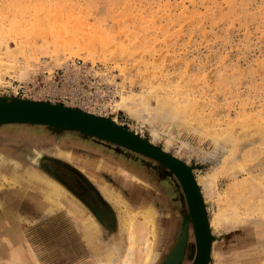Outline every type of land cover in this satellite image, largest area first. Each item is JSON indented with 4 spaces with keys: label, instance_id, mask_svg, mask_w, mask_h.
<instances>
[{
    "label": "rangeland",
    "instance_id": "rangeland-1",
    "mask_svg": "<svg viewBox=\"0 0 264 264\" xmlns=\"http://www.w3.org/2000/svg\"><path fill=\"white\" fill-rule=\"evenodd\" d=\"M0 96L81 107L176 153L200 178L215 263L262 264L264 0H0ZM132 102L138 104V113L129 109ZM49 127L0 124V146L26 164L41 146L47 148L43 160L60 158L53 143L45 142L50 136H77L104 152L108 160H100L104 154L93 147L84 151L99 158L97 164L106 160L133 166L151 180L127 179L122 172L113 175L96 167L102 185L113 190L105 196L118 221L125 214L141 217L144 205L134 191L146 188V181L174 184L179 218L188 213L179 179L160 161L94 135ZM17 173L0 163V245L7 241L1 233L16 220L11 199L27 196L18 193L26 176ZM92 182L103 192L101 184ZM27 183L37 193V185ZM163 191L156 194L155 206L170 220ZM32 197L43 205L41 195ZM229 212L235 220L218 224L217 215ZM19 216V222L34 220ZM190 223L186 253L178 264H191L196 257ZM123 230H116L121 263L130 244ZM157 239L151 264H159L171 245L169 236Z\"/></svg>",
    "mask_w": 264,
    "mask_h": 264
},
{
    "label": "bare ground",
    "instance_id": "bare-ground-1",
    "mask_svg": "<svg viewBox=\"0 0 264 264\" xmlns=\"http://www.w3.org/2000/svg\"><path fill=\"white\" fill-rule=\"evenodd\" d=\"M121 101L122 100H119L120 103H121ZM119 102H117V104H120ZM124 103L125 102H122V104H124ZM128 107L131 111L136 112V113H138L139 109H140L138 104H134L133 102L129 103ZM148 140L153 145L162 148L164 151L171 153L172 156H174L175 158L182 161L180 156H178L174 152L169 151L167 148H165V146L162 147V146L158 145L156 142H154L153 140H151V139H148ZM45 142L53 143V145L55 146L54 152L56 153L57 156H59L60 158H63V159L64 158L69 159L74 165L77 166V168L80 171H82L86 176H88L89 178H91L93 181H95L98 184L102 185L104 183V181L102 178V174H99L96 171L97 168L98 169L103 168L104 170L106 169V170L112 171L113 175H119L118 171L122 172L124 175H126L127 179H136L139 181L144 180L143 177L139 173H137L136 170H138V169L135 170V167L129 169V168H127V166L124 167V166L119 165V164L116 165L115 163H113L111 161L106 162V160H104V162H102L101 164H97V160H99V158L96 160L95 158H92V156L90 154H87L84 152L87 147L88 148L93 147V145H91L90 142L83 141L81 138H78L77 136L75 137V136H71L68 134H63V135L57 137L55 135H52ZM42 143H44V142H42ZM64 146H68L69 148L64 147ZM73 147H77L79 149L73 148ZM52 148H54V147H52ZM93 149L95 150L96 153H101V155L104 154V152L100 151L99 148L93 147ZM46 151H47L46 146L37 147V149H36V153H38L39 155L46 152ZM104 156H106V155L104 154L103 156H100V160L101 159H107ZM35 157L36 156L29 157L30 158L29 161L25 164L24 161L19 156H17L16 152L14 153L13 151L4 149L0 146V163H4L5 165H7L9 167V169L14 174H16L18 171H20L22 174H24L26 176L25 180L27 182H32L34 185L36 184L37 188L39 189V190H37V193L30 192L28 190L29 184L24 180L21 183H19L20 188H19L18 193H23L24 195L27 194V195H31L34 197L42 195L44 193V195H46V197L47 196L49 197V199H48L49 205L48 206L50 208L59 207L61 205V202L64 201V199H68L71 202V205L74 206V208H70V210H73L78 215H80V217H82V220H86V219L92 217L93 214L90 212L91 210L89 208H86V207L84 208L80 204V202L78 200H76L74 194L72 193L71 189L68 186H66L56 176H54V175L46 172L45 170L41 169L35 163V160L37 158V157L36 158ZM110 163H113L114 165H111ZM175 175L179 179V181L183 187L186 199L189 203L184 184L176 173H175ZM15 177H17V176H15ZM5 178L7 179V176H5L4 179ZM195 179H196V183H197L198 187L200 188V192L202 194V198H203V201L205 203L203 191L201 190V186H200V178H197L195 176ZM124 183H126V181ZM146 184H147V187L150 186L149 182H146ZM0 185H2V184L0 183ZM101 187H102L103 192H104L103 194H105L106 196H107V194L111 196L113 190H111L110 187H106L105 185H102ZM118 187H119L118 185L114 186V188H116V189H118ZM135 190H136L138 197H139L138 201H140L144 204V206H143L144 208H143V212H142L141 217H136V215H126V214L122 215L120 217V221H121L120 227L122 229H125V231H128V239L130 242V244H129L126 252H125L126 255H125V259H123V262H124V264H151L157 256L156 255L157 250L155 249V246H154L155 241L157 239V232L166 231L168 228H170V227H168V220L169 219L166 220L165 216H164V218H156L157 217L156 209L153 206V202H152L153 200L151 198L152 195H151V192L149 189H147V188L141 189L139 187V188H135ZM30 193H32V194H30ZM166 206H167L166 203H164V207H166ZM189 206H190V204H189ZM206 210H207V207H206ZM233 214H234V212H229L228 214H226V213L218 214L217 215L218 224L219 223L222 225L223 224H231L235 220V216ZM171 216H169V217H171ZM191 216H192V212H191ZM237 216H239V215H237ZM184 219H185V221H184L183 225L182 226L180 225L181 228L178 232V236L176 235V237H177L176 240H174V242H172L173 243L172 246L170 245V248L172 247L171 248L172 254L170 255V252H169V255L166 254V257L164 258V260L159 264H174V263H177L180 259H182V256L185 252V248L187 245L186 244V242H187L186 232H189V229H187L188 225H189L187 218L185 217ZM237 219H238V217H237ZM170 222H171V220H170ZM208 222H209V217H208ZM209 224H210V222H209ZM177 227H178V225H177ZM177 227H175L176 231L178 230ZM225 227H227V226H225ZM258 232H261V231H258ZM207 235H208L207 236L208 240L204 237H203L204 239H202L201 247L203 248V259L200 261V264H216L212 258L213 254H214L213 238L210 236V234L207 233ZM15 240H16V238L14 239V241ZM13 243L14 242L9 241V240L7 241V243L3 242L0 245V255L2 256V252L4 254L7 251L6 256L5 255L3 256L4 259L13 260L19 264H25V258H24V255L22 254L23 249L18 248L16 245L12 246L11 244H13ZM116 246L119 249L121 246L120 242L117 241ZM198 249H199V244L197 243L196 253H198ZM160 255H161V253H160ZM160 257H162V256H160ZM258 259H256V260H258ZM243 263H241V264H243ZM244 264H247V262H245ZM262 264H264V260H263Z\"/></svg>",
    "mask_w": 264,
    "mask_h": 264
},
{
    "label": "crops",
    "instance_id": "crops-1",
    "mask_svg": "<svg viewBox=\"0 0 264 264\" xmlns=\"http://www.w3.org/2000/svg\"><path fill=\"white\" fill-rule=\"evenodd\" d=\"M49 128L51 129V127ZM42 156V154L39 155V157L35 160L38 166L46 172L56 176L66 186H68L74 194L76 200H78L84 208L86 207L91 210L90 212L93 214L92 217L82 220L80 215H78L75 211L70 210V208H74V206L71 205V202L68 199H64L59 207L50 208L48 206L49 197H46L44 193L41 195L43 205H39L31 195L17 198L14 197L11 200L14 201L15 205H11L10 212L16 214V220L11 223V227L5 228L4 232L9 231V233L2 232L1 236L4 237L3 235L5 234L7 241H13L16 236L19 237V242L16 239L17 242L14 241L11 245L15 246L14 244L17 243V247L24 250L25 264H124L121 263L120 257H118L119 249L116 246V242H120L119 238H121L120 234L116 235V230L121 229L124 231L120 227V222L117 220V217H115V223L111 222L112 224H109V222L107 223L105 220H100L99 214L97 215V212H99L100 209L91 208L84 203L77 192L54 172L55 169L52 167V164L65 166L72 170L78 174L92 189H95L98 194H101V196L107 200L105 194H103L101 189L95 184V187L90 185L82 177V175L74 169V166L76 165L70 161L64 160L65 158L48 159L52 171L50 172L40 165L39 162L40 159H42ZM131 168H133V166ZM99 170L102 172L104 169L100 168ZM98 173L102 174L100 172ZM146 180L148 179L146 178ZM146 188L153 193H151V195L154 196V201L152 202L156 209V218H163V213H160L158 208L155 206V201L157 199L156 194H162L161 188L155 181H152L150 186ZM136 200L138 203L143 204L138 201V194L136 196ZM109 207L111 206L109 205ZM163 207L161 206L160 209H163ZM168 210V214H170V216L172 215L170 217L172 220L173 215H176L178 212L174 211L172 205ZM20 213L26 214L27 217L34 220L29 222H19L20 219H22V217H18ZM13 225H15L16 228L13 227ZM9 228H11L12 232ZM13 230H17L18 232L16 233L15 231L14 233ZM157 233H160L158 239H163L164 236L168 238L170 235L169 240L171 242V246L173 245L172 242H174L177 238V233L173 231L171 225L169 235L168 230ZM162 234L164 236H162ZM117 236H119V238ZM7 241L5 243H7ZM6 253L7 251L4 254L2 252V256L0 255V264H19L16 261L4 259L3 256H6Z\"/></svg>",
    "mask_w": 264,
    "mask_h": 264
},
{
    "label": "water",
    "instance_id": "water-1",
    "mask_svg": "<svg viewBox=\"0 0 264 264\" xmlns=\"http://www.w3.org/2000/svg\"><path fill=\"white\" fill-rule=\"evenodd\" d=\"M3 123H37L48 125L55 129L77 130L87 135H94L112 141L160 161L174 175L176 173L184 184L189 200V203L187 201L189 209L185 217L189 225L192 222L196 242L199 244L198 253H196V257L191 264H200V261L203 259L202 239L206 238L208 240L207 233L212 238L214 236L208 222L209 215L206 210L207 206L203 201L200 188L196 183L195 173L183 158L180 161L172 156L171 153L150 143L148 136H141L140 133L126 127L123 123H118L117 120L104 118L101 114L85 110L81 107L66 105L61 102L36 100L18 96L6 99L0 96V124ZM74 169L90 185L95 187L92 180L86 177L82 171L76 166H74ZM191 212L193 217L191 216ZM189 225L187 229H189ZM187 237L188 232H186ZM171 254L172 250L170 251ZM178 262L174 264H178Z\"/></svg>",
    "mask_w": 264,
    "mask_h": 264
},
{
    "label": "flooded vegetation",
    "instance_id": "flooded-vegetation-1",
    "mask_svg": "<svg viewBox=\"0 0 264 264\" xmlns=\"http://www.w3.org/2000/svg\"><path fill=\"white\" fill-rule=\"evenodd\" d=\"M38 155V156H37ZM41 155V154H40ZM36 157H39V154H36ZM40 165L44 168L51 171V166L49 164L48 159H40ZM52 167L55 169V173H57L68 185H70L72 187V189H74L77 194L79 195V197L84 201V203H86L89 207L91 208H98L100 209L99 212H97V215L99 214V219L102 221H106L107 223L109 222V224L115 223V213L113 211L112 207H109V203L107 204V200L105 198H103L101 196V194H98V192L95 189H92L78 174H76L75 172H73L72 170L68 169L65 166H60L58 164H52ZM142 173V172H141ZM142 176H144L145 178H147L148 180H150L144 173H142ZM151 181V180H150ZM157 184L158 182L155 181ZM160 184V185H159ZM159 187L161 188V191L164 192L165 196H166V200L169 201V205L173 207L175 212H179L178 211V206H176L175 204L178 203L177 200V194L175 191V186L172 183H169L170 185L168 186H164L162 185L161 181L159 183ZM170 186V187H169ZM135 193V191H134ZM174 195V196H172ZM96 212V211H95ZM171 220V218H170ZM169 220V222H170ZM182 221V222H181ZM112 222V223H111ZM184 222V218L182 217L181 219L179 218V214L176 213V215H173L172 220L169 224H171V228L173 229V231H176L177 225V236H178V232L182 226ZM179 223V224H178ZM181 225V226H180ZM188 232V236H189ZM188 237H187V242L186 244H188ZM186 249H187V245H186ZM171 250V248L169 249ZM169 251L166 253L168 254ZM186 253V250H185ZM166 256H164L159 263H161L164 258Z\"/></svg>",
    "mask_w": 264,
    "mask_h": 264
},
{
    "label": "built area",
    "instance_id": "built-area-1",
    "mask_svg": "<svg viewBox=\"0 0 264 264\" xmlns=\"http://www.w3.org/2000/svg\"><path fill=\"white\" fill-rule=\"evenodd\" d=\"M22 90H25V89H22Z\"/></svg>",
    "mask_w": 264,
    "mask_h": 264
}]
</instances>
